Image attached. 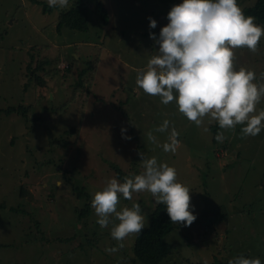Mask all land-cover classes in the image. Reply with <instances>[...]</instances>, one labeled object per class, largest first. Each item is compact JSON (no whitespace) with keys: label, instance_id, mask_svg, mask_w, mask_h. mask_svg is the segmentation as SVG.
<instances>
[{"label":"rangeland","instance_id":"1","mask_svg":"<svg viewBox=\"0 0 264 264\" xmlns=\"http://www.w3.org/2000/svg\"><path fill=\"white\" fill-rule=\"evenodd\" d=\"M87 1L89 28L58 30L67 8L44 12L32 0H0V203L6 204L0 207V264H136L137 236L109 253L118 247L111 229L119 221L113 217L101 228L92 207L85 217L79 212L108 180L142 174L139 153L176 169L197 217L166 235L174 247L162 264H229L240 256L264 264V128L243 137L245 125L224 130L205 118L198 127L175 101L164 105L136 84L158 54L150 33L159 39L168 13L183 0H103L107 24L95 0ZM255 1L237 0L241 8ZM258 48L255 54L235 49L234 67L254 71L259 85L264 35ZM262 110L264 97L256 106L257 114ZM165 120L168 130L157 132ZM173 128L180 141L175 153L162 147ZM150 131L156 143L148 140ZM76 187L91 198L78 196ZM134 204L148 225L155 198L146 191L131 200L121 195L117 210Z\"/></svg>","mask_w":264,"mask_h":264},{"label":"clouds","instance_id":"2","mask_svg":"<svg viewBox=\"0 0 264 264\" xmlns=\"http://www.w3.org/2000/svg\"><path fill=\"white\" fill-rule=\"evenodd\" d=\"M47 3L49 7H69V0H47ZM149 20L150 28H155L157 21L151 17ZM168 20L159 39L150 33L159 50L149 60L146 70L138 72V87L148 95L159 96L164 105L175 101L179 112L198 127L207 118L209 124L217 122L224 130L245 125L241 129L243 137L258 135L264 128V110L257 114L256 106L264 97V83H254V71L243 67L235 70L234 50L246 47L257 53L264 26L256 24L254 17L245 16L237 0H183L172 7ZM168 128L169 121L165 120L156 131L162 133ZM178 135L173 128L169 142L162 145L164 151H177ZM224 138L223 133L216 136L221 142ZM148 140L156 143L151 131ZM139 155L144 172L134 179L125 178L123 183L116 178L108 180L91 203L101 228L107 227L113 217L119 221L111 229L118 247L106 249L109 253L122 249L127 237L139 236L146 226L139 204L117 210L121 195L131 200L133 193L150 192L157 204L166 205L173 224L191 226L197 218L190 210V190L177 182L176 169L167 164L158 165L155 157L145 159L143 153ZM229 264H261V260L240 256Z\"/></svg>","mask_w":264,"mask_h":264},{"label":"trees","instance_id":"3","mask_svg":"<svg viewBox=\"0 0 264 264\" xmlns=\"http://www.w3.org/2000/svg\"><path fill=\"white\" fill-rule=\"evenodd\" d=\"M33 2L42 5L44 12H51L56 7H49L47 1L32 0ZM245 16H252L255 20L264 24V0H256L253 5H248L242 8ZM94 10L98 14L101 21L108 23L110 15L103 0L94 1ZM89 3L87 0H74L71 7L65 9L60 14L57 28L62 30L64 26L87 30L89 28ZM9 113L14 112L15 108L10 107L7 110ZM217 130V127L215 128ZM118 173L122 171L118 168ZM75 191L78 196L90 199V194L83 188L76 187ZM5 203H0V207H5ZM16 209L15 207H11ZM91 211V202H86V205L80 209L79 217H85ZM175 228L167 213L166 205L157 204L151 214V220L145 226L142 233L136 237L134 245V253L136 264H162L163 261L170 255L174 245L166 239V235ZM138 262V263H137ZM227 262L216 261L215 264H226ZM229 263V261H228Z\"/></svg>","mask_w":264,"mask_h":264}]
</instances>
